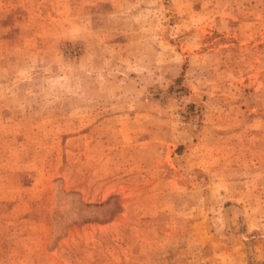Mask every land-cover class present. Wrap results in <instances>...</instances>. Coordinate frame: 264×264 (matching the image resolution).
I'll use <instances>...</instances> for the list:
<instances>
[{
    "label": "rangeland",
    "instance_id": "374dc122",
    "mask_svg": "<svg viewBox=\"0 0 264 264\" xmlns=\"http://www.w3.org/2000/svg\"><path fill=\"white\" fill-rule=\"evenodd\" d=\"M0 264H264V0H0Z\"/></svg>",
    "mask_w": 264,
    "mask_h": 264
},
{
    "label": "bare ground",
    "instance_id": "6f19581e",
    "mask_svg": "<svg viewBox=\"0 0 264 264\" xmlns=\"http://www.w3.org/2000/svg\"><path fill=\"white\" fill-rule=\"evenodd\" d=\"M164 35H166L167 36V32H165V34ZM230 214V209H227L226 210V215H229Z\"/></svg>",
    "mask_w": 264,
    "mask_h": 264
}]
</instances>
